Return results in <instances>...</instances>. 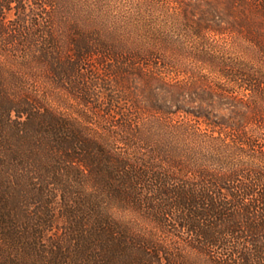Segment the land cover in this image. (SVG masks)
I'll return each instance as SVG.
<instances>
[{"label": "trees", "instance_id": "obj_1", "mask_svg": "<svg viewBox=\"0 0 264 264\" xmlns=\"http://www.w3.org/2000/svg\"><path fill=\"white\" fill-rule=\"evenodd\" d=\"M107 2L0 0V264H264V0H141L229 115L157 101L162 60L124 49Z\"/></svg>", "mask_w": 264, "mask_h": 264}, {"label": "rangeland", "instance_id": "obj_2", "mask_svg": "<svg viewBox=\"0 0 264 264\" xmlns=\"http://www.w3.org/2000/svg\"><path fill=\"white\" fill-rule=\"evenodd\" d=\"M165 5L169 7L173 4L167 2ZM141 6V0H108L106 4V7L110 9L109 14L113 16L110 18L109 25L116 30V33L118 31L122 34L121 38L127 41L124 49L131 54L139 55L141 50L154 52L162 60L164 67L161 70L164 77L154 83L156 93L154 98L159 102L172 104L173 107L180 105L182 108L195 110L201 105L212 108L218 113L231 114L234 109L232 104L234 99L209 95L200 77L210 65L194 57L198 50L194 51L189 45L190 40L181 37L180 27L175 25L173 20L164 18L161 11H156L155 16L151 11H143ZM97 18L93 21L104 20V18ZM151 22L154 24L148 25ZM123 28L126 30L123 31ZM166 30L172 33V38L163 41V38L167 36L164 32ZM204 40L210 42L208 49L211 46L216 47L223 53L234 54L233 56L251 58L256 54L254 48L250 47L243 36L238 34L237 36L217 35L211 32ZM164 62H167L166 65ZM129 79V87L133 91L131 96L135 97L141 105L149 104L144 82L134 75H131Z\"/></svg>", "mask_w": 264, "mask_h": 264}]
</instances>
